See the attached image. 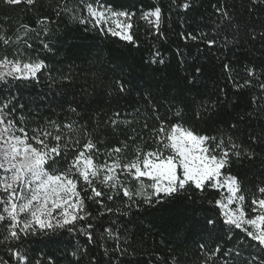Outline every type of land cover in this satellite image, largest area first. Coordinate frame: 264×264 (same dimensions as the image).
Wrapping results in <instances>:
<instances>
[{"label":"trees","instance_id":"16d2710c","mask_svg":"<svg viewBox=\"0 0 264 264\" xmlns=\"http://www.w3.org/2000/svg\"><path fill=\"white\" fill-rule=\"evenodd\" d=\"M104 2L135 14L131 30L134 43L111 34L102 35L91 26L85 31L83 25L67 20L53 26L51 52L43 48L40 39L30 40L34 45L31 57L43 59L47 68L38 74V80L17 81L7 91L0 86V98L11 93L25 106L22 114L33 122L30 127L47 120L60 124L75 121L91 133L101 150L126 144L124 155L129 159L135 155L137 146L145 151L154 146L151 129L158 127L157 114L174 121L177 107L183 109V121L200 134L219 136L223 131L248 146L250 135L264 133V107L258 113L257 105L252 103L255 98L259 105H264V94L259 87L264 83V41L250 39L253 32L264 30V4L253 5L251 0ZM41 3L43 7L37 6L39 11L34 8L30 12L24 10L26 5L9 7L0 3V26L9 29V35H14L13 30L20 23L37 27V19L49 14L48 5L55 0H41ZM185 4L189 7L185 8ZM156 6L162 9V35L140 19L144 12ZM217 7L231 20H224ZM189 33L199 39H184ZM206 40L216 43L209 47ZM8 51L11 53L12 49ZM225 64L230 65L231 72L225 71ZM252 67L255 76L249 77L246 68ZM197 68L201 70L199 73ZM63 76L70 79H62ZM116 78L131 81V90L117 95L109 87ZM233 80L237 84L250 80L251 84L237 89ZM212 101L216 107L197 119V111H203L198 105ZM73 108L76 112L71 111ZM112 119L117 120L116 125L111 124ZM253 147L256 152L253 159H234L226 170L239 178L248 198L250 215H255L251 213L252 196L258 194L259 186H264V142ZM100 159L103 161L104 157ZM219 197L220 191L209 190L203 195L184 193L152 205L140 201L139 207L133 206L126 217L104 216L103 226L92 230L96 243L88 244L86 236L79 231L58 230L29 237L24 247L30 249L33 264L36 260L41 264H92L93 257L100 264H175L174 258L179 264H200L204 258L200 246L214 248L220 244L223 249L232 250V256L227 258L230 261L236 257V250H241L235 264L241 261L264 264L261 260L264 252L255 242L234 226L229 232L219 209L208 203ZM123 199L121 195L115 204L106 198L105 202L123 208ZM86 203L95 217L99 206L92 201ZM206 218L219 221L217 228L224 231L213 230L209 235ZM110 219L119 221L120 231L127 237V242L121 245L127 249L126 253L114 251L116 245L111 240L104 241L109 249L107 256L100 248V233L109 226ZM91 222L100 223L95 219ZM78 248L86 249V253L81 254ZM73 252L77 255L73 256ZM8 256L5 246H0V260H7Z\"/></svg>","mask_w":264,"mask_h":264},{"label":"snow or ice","instance_id":"6c2138e0","mask_svg":"<svg viewBox=\"0 0 264 264\" xmlns=\"http://www.w3.org/2000/svg\"><path fill=\"white\" fill-rule=\"evenodd\" d=\"M0 3L9 7L26 5V12L34 8L39 11L38 5L43 7L41 0H0ZM251 3L264 4V0H251ZM48 7L51 11L37 19V27L20 23L13 30L14 35H9V29L0 26V86H4L5 91L17 81L39 79L38 74H43L47 65L43 59L31 57L34 45L29 41L40 39L43 48L51 52L53 44L49 41L54 36L53 26L63 20L79 23L85 31L91 26L92 30L99 29L102 35L111 34L134 43L131 30L135 14L117 10L104 0H55ZM216 10L224 20H231L219 7ZM53 15L55 19L51 18ZM140 19L162 35V9L159 6L144 12ZM183 38L199 39L191 33ZM257 38L264 41V30L250 36L252 40ZM205 42L209 47L216 43L215 40ZM224 69L231 72L229 64H225ZM200 71L196 69L197 73ZM246 72L249 77L255 76L254 67L246 68ZM62 79L70 77L63 76ZM233 84L240 89L248 87L251 81L237 84L233 80ZM109 87L122 95L131 90L132 84L116 78ZM259 87L264 94V83ZM0 99H3L0 102V246H5L9 254L7 260H0V264H33L30 249L24 247L29 237L58 230L79 231L86 236L88 244H93L96 240L92 230L103 226L106 215L126 217L133 206L139 207L140 201L152 205L184 193L203 195L209 190L220 191V197L208 203L219 209L223 225L229 226L228 231L234 226L245 232L264 252V186H259L258 194L252 196L251 213L255 215H250L248 198L239 178L226 171L234 159H253L256 155L253 145L264 142V133L250 135L248 146L223 131L219 136L200 134L183 121V109L177 107L173 113L174 121L167 115L157 114L158 127L151 129L154 146L146 151L137 146L135 155L129 159L124 155L126 144L101 150L91 133L75 121L60 124L47 120L30 127L33 122L22 114L25 106L19 103L18 97L9 93L7 98ZM149 102L152 103L151 98ZM252 103L257 105L258 113L264 107L255 98ZM215 107V101L202 102L198 108L203 111H197L196 118L201 119L204 112ZM71 111L76 112V109ZM114 115L119 116V113ZM110 122L117 124L115 119ZM235 127L233 124L232 128ZM121 195L123 208L111 207L105 202L106 198L115 204ZM86 201L99 206L100 211L95 217L88 211ZM93 219L99 221V225H94ZM82 221L86 223L81 225ZM206 222L210 226L209 235L213 230L224 231L222 227L217 228L219 221L206 218ZM108 223L109 226L100 233V248L107 256L109 249L104 241L111 240L116 245L114 251L126 253L127 249L121 245L127 242V237L121 233L119 221L110 219ZM200 247L204 252L200 264H235L242 254L237 249L236 257L230 261L227 258L232 256V250H225L220 244L214 248L206 244ZM77 251L86 253V249L78 248ZM72 255L76 256L77 252ZM261 260L264 262V257ZM174 261L179 264L178 259L174 258ZM35 264H41V261L36 260ZM92 264H100V261L93 257Z\"/></svg>","mask_w":264,"mask_h":264},{"label":"rangeland","instance_id":"374dc122","mask_svg":"<svg viewBox=\"0 0 264 264\" xmlns=\"http://www.w3.org/2000/svg\"><path fill=\"white\" fill-rule=\"evenodd\" d=\"M1 175H2V173H1ZM247 227V226H246Z\"/></svg>","mask_w":264,"mask_h":264}]
</instances>
